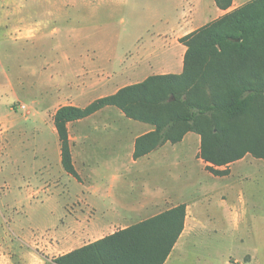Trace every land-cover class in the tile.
Segmentation results:
<instances>
[{"label": "crops", "instance_id": "0c3cea01", "mask_svg": "<svg viewBox=\"0 0 264 264\" xmlns=\"http://www.w3.org/2000/svg\"><path fill=\"white\" fill-rule=\"evenodd\" d=\"M24 2L32 7L43 8L42 20H34L30 25L35 29L34 35H40L42 40L53 37L57 41L55 59H47L42 63L43 73L85 74V77L80 78L81 83L73 87L77 94V104L84 105L113 95L122 87L134 85L150 76L180 74L186 51L180 39L241 4L233 0L231 7L224 11L216 7L214 0H25L15 5L18 13ZM46 23L48 25L45 28ZM51 23L56 28L49 29ZM52 89L57 97H62L60 88ZM111 108L105 107L87 118L67 124L72 163L78 180L63 170L58 144L55 161L60 164L63 173L77 183L83 186L88 184L84 187L83 196L76 197L67 210L65 220L52 233L38 235L32 232L28 237L29 245H26L29 250L19 254L15 252L16 259H12L9 254V251L14 253V250L3 244L9 240V234L0 232V264H49L52 259L105 237L114 225H121L122 230L185 203L183 231L164 262L168 264L185 231L189 233V238L193 232L204 230V220H200L201 212L196 208L202 209V216L208 221L217 214H220L222 220L227 216L234 229L239 227L241 219L248 213L255 217L264 214L262 160L245 156L224 166H214L213 169L218 171L227 170L225 175H214L206 170L211 164L200 158L195 159L197 147L192 148L184 143L191 137V133H187L177 144L165 143L135 160L132 155L136 138L152 130L149 125L132 122L123 114L116 116L120 119L116 120V125L105 124L109 129L105 134L111 131L125 132L120 130L124 126H130L136 132L131 135L126 130L124 140L120 137L114 139L113 147L117 151L110 158V163H120L123 153L120 157L118 151L121 149L120 153L125 152V161L130 169H137L132 174L123 170L114 171L108 176L107 182L113 181L115 176L121 177V180L129 175L137 177L140 183L139 196H127V183L124 182L117 183L115 196L89 195L90 192L87 191L97 184L89 185L91 180H86L77 166L80 164L82 170L93 168L91 164L94 162L93 150L96 144L94 136L98 132V126L90 119L105 115L103 112ZM111 117L109 115L105 118L106 122ZM38 130L37 133L42 135L43 131ZM5 133L0 130V146L4 144L2 137ZM194 142L196 144L197 140ZM30 147L29 162L22 161L19 165L17 159L13 165L15 172L12 175H15V181L18 180L21 169H25L26 174L34 175L36 169L42 167L44 174L51 176L50 163H35L38 153L42 160L45 159L47 148L35 144ZM168 152L174 153L175 157L168 158ZM156 157H160L158 168L140 171L137 167L142 160ZM179 168L185 177L181 184L178 182ZM97 169L100 170L99 167ZM173 170L174 176L171 173ZM248 170H251L250 174ZM108 186L112 190L111 183ZM179 196H185L186 200H179L182 198ZM11 233L24 242L21 232L12 230ZM185 247H195V242L189 240Z\"/></svg>", "mask_w": 264, "mask_h": 264}, {"label": "trees", "instance_id": "16d2710c", "mask_svg": "<svg viewBox=\"0 0 264 264\" xmlns=\"http://www.w3.org/2000/svg\"><path fill=\"white\" fill-rule=\"evenodd\" d=\"M233 0H214L227 10ZM186 48L180 74L156 75L96 99L84 108L61 106L52 121L63 170L79 179L71 157L67 124L105 107L127 119L152 126L136 138L133 158L165 143H179L187 133L199 136V157L224 166L246 154L264 162V0L237 7L180 39ZM261 117V121H259ZM255 125L252 136L234 129ZM214 175H225L210 166ZM185 205L118 230L52 260L53 264H164L184 227Z\"/></svg>", "mask_w": 264, "mask_h": 264}, {"label": "rangeland", "instance_id": "374dc122", "mask_svg": "<svg viewBox=\"0 0 264 264\" xmlns=\"http://www.w3.org/2000/svg\"><path fill=\"white\" fill-rule=\"evenodd\" d=\"M23 1L25 0H0V130L6 132L2 137L4 144L0 146V232L9 234V240L3 244L14 250V253L9 251L12 259H16L15 252L19 254V252L25 253L29 250L26 245H29L27 244L28 237L32 232L38 235L52 233L61 221L65 220L67 210L72 206L76 197L83 196L84 187L88 186V184L83 186L77 183L72 177L63 173L60 164L55 161L59 143L52 121L53 113L63 105L75 104L72 106L79 108L87 106L77 104V94L73 90L76 84L81 83L80 78L85 77V74L43 73L42 63L47 59H55L58 51L55 47L57 41L53 37L42 40L40 35H34L36 34L35 29L30 25L42 20L43 8L32 7L28 5V2H24L18 13L15 5ZM252 1L254 0H237L241 3L240 6ZM47 25L48 23L45 24V28ZM53 27L56 28L51 23L49 29ZM60 43L65 44V42ZM52 88H60L62 97H57ZM103 113L105 115L90 119L98 126V132L94 136L96 144L93 150L96 163L93 162L91 164L93 168L87 170H82L80 164L77 166L82 176L86 180L87 178L91 180L89 185L97 184L96 187L94 186L95 189L91 188L87 193L90 192L88 194L91 196L92 194L94 196H115L117 183L124 182L127 183L129 194L127 196H139L140 183L137 177L129 175L121 180V177L115 176L113 181L107 182L108 176L114 171L123 170L132 174L137 169L135 167L130 169L125 161V152L120 153L121 149L118 151L120 157L123 153L120 163H110V158L117 151V148L115 150L113 147L114 139L120 137L124 140L126 130L131 132V135L136 131L130 126H124L120 130L123 129L125 132L111 131L105 134L109 130L105 124L115 123L116 125V120L120 121L116 116L122 113L114 107ZM109 115L112 117L106 122L105 118ZM261 120L259 117V121ZM232 125L234 129L244 131L249 136L256 131L255 125L251 123L244 127L242 122L237 120ZM150 128L153 129L152 126ZM36 130L43 131V134L40 135L39 132L38 134ZM190 136L184 143L192 148L197 147L198 152L194 155L196 159L199 157L200 139L194 133ZM194 140H197L196 144ZM255 140H259V145L264 146L263 136L259 134L252 136L251 141ZM32 144L43 145L47 148L48 153L44 155L45 159L42 160L38 153L35 163H50L51 176L47 177L42 167L36 169L34 175L26 174V170L21 169L20 176L15 181V175H12L15 172L13 165L16 164L17 159L19 165L22 161L28 160L29 162ZM26 152H28L27 155ZM166 155L168 158L175 157V154L171 152ZM245 156L249 159L253 158L249 154ZM159 159L160 157L142 160L137 167L140 171L154 170L158 168ZM183 166H185L184 163ZM248 171L250 174L251 170ZM171 173L174 176L175 170ZM184 179L183 171L179 168V184L184 182ZM110 183L113 186L112 190L108 186ZM179 197H182L179 200H186L185 196ZM196 210L201 212L200 220H204V230L193 232L189 238L187 237L189 233L185 231L168 264H264V214H258L255 217L248 213L241 219L239 227L234 229L227 216L222 220L220 214H217L211 221H208L205 216H202L203 212L200 207ZM121 227V225H114L106 235H102H110L120 230ZM12 230L21 232L24 242L19 241L11 233ZM3 239L6 238L3 237ZM189 240L195 242V247H185Z\"/></svg>", "mask_w": 264, "mask_h": 264}]
</instances>
